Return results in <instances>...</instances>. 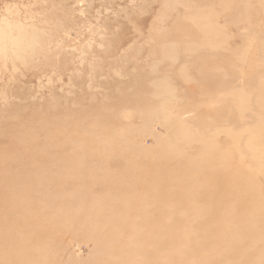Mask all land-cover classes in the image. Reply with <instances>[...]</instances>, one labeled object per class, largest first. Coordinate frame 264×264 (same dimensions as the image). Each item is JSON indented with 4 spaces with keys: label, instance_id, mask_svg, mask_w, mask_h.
Returning a JSON list of instances; mask_svg holds the SVG:
<instances>
[{
    "label": "rangeland",
    "instance_id": "rangeland-1",
    "mask_svg": "<svg viewBox=\"0 0 264 264\" xmlns=\"http://www.w3.org/2000/svg\"><path fill=\"white\" fill-rule=\"evenodd\" d=\"M0 30V264H264V0H0Z\"/></svg>",
    "mask_w": 264,
    "mask_h": 264
},
{
    "label": "bare ground",
    "instance_id": "bare-ground-1",
    "mask_svg": "<svg viewBox=\"0 0 264 264\" xmlns=\"http://www.w3.org/2000/svg\"><path fill=\"white\" fill-rule=\"evenodd\" d=\"M3 20H4V18H3ZM4 22H5V21H4ZM2 24H3V23H2ZM4 25H6V28L8 27V29H9V26H8L7 24H4ZM12 26H13V25H12ZM4 27H5V26H4ZM16 27H17V26L15 25V28H16ZM6 28H5V29H6ZM8 29H7V31H8ZM16 29H17V31L19 30V28H16ZM14 30H15V29H14ZM21 30H22V29H21ZM22 31H23V33H24V32H25V29L22 30ZM27 31H28V30H27ZM11 32H12V31H11ZM19 32H20V30H19ZM17 34H18V32H17ZM21 35H22V36H21ZM23 35H24V34H22V32H20L21 40L23 39V38H22ZM4 36H5L4 31H1V30H0V38H2V37H4ZM4 38L6 39V37H4ZM8 38H9V36H8ZM10 38H11V37H10ZM15 38H16V37H15ZM26 39H27V37H26ZM34 39H35V38H34ZM34 39H31V38L28 39V40H29L28 45H32L31 42H32L33 44H36V43L33 42V41H35ZM6 40H7V39H6ZM13 40H14V39H13ZM30 40H31V41H30ZM11 41H12V40H11ZM23 41L25 42L24 39H23ZM23 41H22V43H23ZM26 41H27V40H26ZM2 42H3V41H2ZM9 42H10V41H9ZM12 42H13V41H12ZM14 42H15V41H14ZM14 44H15V43H14ZM14 44H13V45H14ZM23 44H25V43H23ZM3 45H4V44H3ZM13 45H12V46H13ZM16 45H17V44H16ZM25 45H26V44H25ZM25 45H24V46H25ZM12 46L9 48V49H10V52H13V51L15 52V50H13V49H15V45H14L13 47H12ZM3 47H4V46H3ZM11 48H13V49H12L13 51H11ZM0 49H1V44H0ZM16 49H17V48H16ZM20 49H21V48H19V50H20ZM1 50H2V49H1ZM7 50H8V49H7ZM7 50H6V51H7ZM6 51L2 50V52H4V54L6 53ZM21 51H22V50H20V51L17 52V53H18V56H16V60H17V58H20V57H21V54H22V53L19 54V52H21ZM26 53H27V52H26ZM0 54H1V53H0ZM2 54H3V53H2ZM4 54H3V56H4ZM8 54H9V53H8ZM13 55H15V54H13ZM25 55H27V54H25ZM0 57H1V55H0ZM8 57H9V56H8ZM12 57H14V56H12ZM24 57H25V56H24ZM21 58H22V57H21ZM21 58H20V59H21ZM6 59L8 60V58H6ZM12 59H13V58H12ZM7 60H6V61H7ZM13 60H14V59H13ZM0 62H2V61H0ZM2 63H3V62H2ZM9 63H10V62H9ZM3 64H4V63H3ZM7 64H8V62H7ZM11 68H12V67H11ZM13 71H14V70H13ZM13 71H12V72H13ZM2 101H3V100H2ZM3 102H4V101H3ZM4 103H5V102H4ZM6 105H7V104H6ZM7 106H8V105H7ZM242 184H243V182H241V186H242Z\"/></svg>",
    "mask_w": 264,
    "mask_h": 264
}]
</instances>
